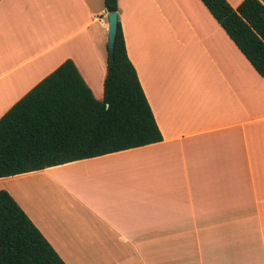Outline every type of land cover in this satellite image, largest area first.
<instances>
[{
	"label": "crops",
	"instance_id": "1",
	"mask_svg": "<svg viewBox=\"0 0 264 264\" xmlns=\"http://www.w3.org/2000/svg\"><path fill=\"white\" fill-rule=\"evenodd\" d=\"M117 4L162 139L0 189L66 264H264V76L201 0ZM106 12L103 0H0V117L66 59L101 99ZM40 174L32 190L16 183Z\"/></svg>",
	"mask_w": 264,
	"mask_h": 264
},
{
	"label": "trees",
	"instance_id": "2",
	"mask_svg": "<svg viewBox=\"0 0 264 264\" xmlns=\"http://www.w3.org/2000/svg\"><path fill=\"white\" fill-rule=\"evenodd\" d=\"M118 11L117 0H103ZM264 76V0H201ZM129 59L118 18L103 97H94L71 59L0 117V177L141 146L162 139ZM0 264H66L24 209L0 189Z\"/></svg>",
	"mask_w": 264,
	"mask_h": 264
},
{
	"label": "water",
	"instance_id": "3",
	"mask_svg": "<svg viewBox=\"0 0 264 264\" xmlns=\"http://www.w3.org/2000/svg\"><path fill=\"white\" fill-rule=\"evenodd\" d=\"M107 17V49L109 56H112L113 45L115 40V35L117 31V22H118V11L112 10L106 12Z\"/></svg>",
	"mask_w": 264,
	"mask_h": 264
},
{
	"label": "rangeland",
	"instance_id": "4",
	"mask_svg": "<svg viewBox=\"0 0 264 264\" xmlns=\"http://www.w3.org/2000/svg\"><path fill=\"white\" fill-rule=\"evenodd\" d=\"M107 45V44H106ZM48 178V176H45V180ZM44 181V176L43 174H40V176H36L33 179L32 178H25V179H21L19 181H17L16 183L20 184V182H22L21 184L23 186H26L27 189L32 190V187H34L35 183H37V181ZM31 188V189H30ZM32 192V191H31ZM31 197L33 196V193L30 194Z\"/></svg>",
	"mask_w": 264,
	"mask_h": 264
},
{
	"label": "bare ground",
	"instance_id": "5",
	"mask_svg": "<svg viewBox=\"0 0 264 264\" xmlns=\"http://www.w3.org/2000/svg\"><path fill=\"white\" fill-rule=\"evenodd\" d=\"M39 193V192H38ZM39 195H40V193H39Z\"/></svg>",
	"mask_w": 264,
	"mask_h": 264
}]
</instances>
